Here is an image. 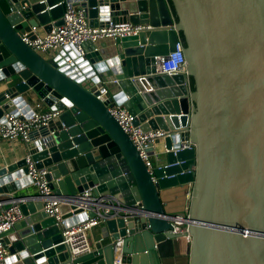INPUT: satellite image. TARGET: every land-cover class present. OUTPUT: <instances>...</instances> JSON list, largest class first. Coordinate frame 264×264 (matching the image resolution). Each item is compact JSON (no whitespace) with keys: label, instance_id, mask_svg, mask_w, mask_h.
Returning a JSON list of instances; mask_svg holds the SVG:
<instances>
[{"label":"water","instance_id":"water-1","mask_svg":"<svg viewBox=\"0 0 264 264\" xmlns=\"http://www.w3.org/2000/svg\"><path fill=\"white\" fill-rule=\"evenodd\" d=\"M68 4L92 26L110 12L116 25L152 29L87 42L83 55L72 45L41 55L22 41L31 28L61 26ZM178 38L186 72L157 74L155 58ZM1 87L0 124L29 118L36 101L60 112L30 154L65 200L64 227L94 217L81 208L88 189L104 218L91 251L70 257L38 195L20 192L31 185L25 161L3 166L0 202L23 217L1 235L6 264H113L118 255L121 264H177L179 218L188 264H264V0H0ZM115 105L142 132L176 133L147 150L151 174L109 114ZM188 186L187 214L168 212L162 194Z\"/></svg>","mask_w":264,"mask_h":264},{"label":"built area","instance_id":"built-area-1","mask_svg":"<svg viewBox=\"0 0 264 264\" xmlns=\"http://www.w3.org/2000/svg\"><path fill=\"white\" fill-rule=\"evenodd\" d=\"M104 15L107 18L106 21L100 24L98 20V24L92 26L84 8L79 7V5L68 4L61 18L63 22L61 26L54 28L49 34H40L39 29L31 28L29 33L24 34L22 41L41 55H47L69 45H72L83 55L82 46L87 42L94 44L101 39L136 36L140 32L152 29L150 26L116 25L111 20L110 12ZM30 35H33L34 39H31ZM183 50L184 46L178 38L172 52L166 57L155 58L156 73L168 76L184 74L186 72V61ZM108 111L121 130L128 136L150 173L152 156L147 153V150L151 146H154L156 141H163L176 135V133L163 131L145 133L139 127L134 126L133 117L122 106L115 105L109 108ZM59 114V111L47 110L44 112L35 111L29 118H25L22 114L5 115V123L0 124V139L4 141L20 140L25 146H28L32 140V135L34 133L38 134V131L42 127L47 126ZM185 148H190V143L187 142L181 149ZM172 151L176 153L178 150ZM153 156L157 157L155 153ZM24 161L27 168L26 177L30 179L31 186L38 195L36 199L42 201L43 212L48 217L54 219L57 225L62 227L61 244L66 246L70 257L75 258L89 253L91 251V244L88 240V233L104 222L102 211L95 207L96 204L91 203V189L82 192L79 194V197L84 200V203H81V208L85 212L94 213V217L87 219V221L77 226L64 227L59 207L65 200L52 194L49 183L46 180V169H38L36 167V163L33 162L30 152L25 156ZM9 205L7 208H2L0 205V264H6L9 256L7 247L1 241V235L8 231L14 223L23 218L18 204ZM108 212L109 210L107 209L104 211V214H108ZM187 212L186 208L183 215H186ZM172 233L183 235L180 240L186 243L190 242L185 220L181 218L175 220ZM113 264H121L119 255L115 256Z\"/></svg>","mask_w":264,"mask_h":264},{"label":"crops","instance_id":"crops-1","mask_svg":"<svg viewBox=\"0 0 264 264\" xmlns=\"http://www.w3.org/2000/svg\"><path fill=\"white\" fill-rule=\"evenodd\" d=\"M39 33L43 34L46 33L43 29L39 28ZM4 87H1L0 90H2ZM32 109L39 112H44L49 110L46 106H44L41 102L36 101L34 104H30ZM40 140V136L37 133H34L32 135V140L28 144V146H25L20 140H12V141H4L0 139V168L3 166H8L11 164H15L21 160H24L25 156L30 152V147L32 145ZM154 153L156 155L160 154L163 151V142H160V144L156 145ZM154 158H151V162H153ZM21 193H28L33 194L35 193L34 188L29 185L25 188L21 189ZM191 192V186L186 188L185 193H179V190H171L168 193L162 194V202L166 206V209L168 212H171L173 214H184V210L186 209V201L190 196ZM4 198V197H0ZM0 205L2 208H7L10 206L8 202H0ZM101 227L98 226L96 228H93L88 233V240L90 244H94L98 237L101 234ZM185 246L186 242L183 240H179L177 243L176 248V258H177V264H188V258L185 256Z\"/></svg>","mask_w":264,"mask_h":264},{"label":"trees","instance_id":"trees-1","mask_svg":"<svg viewBox=\"0 0 264 264\" xmlns=\"http://www.w3.org/2000/svg\"><path fill=\"white\" fill-rule=\"evenodd\" d=\"M190 88H191V90L193 91L194 87H193V82H192V80H190Z\"/></svg>","mask_w":264,"mask_h":264}]
</instances>
